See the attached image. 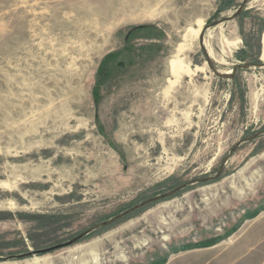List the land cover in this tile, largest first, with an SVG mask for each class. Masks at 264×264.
Wrapping results in <instances>:
<instances>
[{
    "label": "rangeland",
    "instance_id": "obj_1",
    "mask_svg": "<svg viewBox=\"0 0 264 264\" xmlns=\"http://www.w3.org/2000/svg\"><path fill=\"white\" fill-rule=\"evenodd\" d=\"M225 5L0 0V264H224L225 238L254 231L264 1Z\"/></svg>",
    "mask_w": 264,
    "mask_h": 264
},
{
    "label": "crops",
    "instance_id": "obj_2",
    "mask_svg": "<svg viewBox=\"0 0 264 264\" xmlns=\"http://www.w3.org/2000/svg\"><path fill=\"white\" fill-rule=\"evenodd\" d=\"M251 220L245 222L248 223ZM254 222V231L244 232L241 230L225 238L222 261L224 264H264V210L255 216ZM203 249L210 251L214 247ZM182 258L184 257H180V259ZM178 262L177 264H183L182 261Z\"/></svg>",
    "mask_w": 264,
    "mask_h": 264
},
{
    "label": "water",
    "instance_id": "obj_3",
    "mask_svg": "<svg viewBox=\"0 0 264 264\" xmlns=\"http://www.w3.org/2000/svg\"><path fill=\"white\" fill-rule=\"evenodd\" d=\"M210 179H211V178H207V179H203V178L201 179V178H200V179L192 180L190 183H188V184H186V185H181V186L178 187L176 190H177V191H178V190H182V189H184V188H185L186 186H188V185H193V184H195V183H202V182H204L205 180H210ZM172 195H174V192H168L167 194H164V195H160V196H158V197H157V200L163 199V198H165V197H170V196H172ZM152 201H153V200H149V201H146V202H144V203H141V204L137 205L136 207L131 208V209L127 210L126 212L121 213L120 215H118L117 217H115V218H113V219H111V220H109V221H106V222H104V223H100V224H98V225H95V226H93L92 228H90L89 230L83 232L82 234H80V235H78L77 237L71 239L70 241H68V242L65 243V244L57 245V246H55V247H53V248H50V249H48V250L37 251V252H35V253L44 254V253L50 252V251L55 250V249H59V248L65 247V246L73 245L74 243L78 242V241L81 240L84 236L88 235L90 232L94 231L95 229H98V228H102V227H104V226H107V225L113 223L114 221H116V220H118V219L124 217L126 214H129V213H131V212H133V211H135V210H138V209L142 208L143 206H145V205L151 203ZM0 259H1V258H0Z\"/></svg>",
    "mask_w": 264,
    "mask_h": 264
},
{
    "label": "bare ground",
    "instance_id": "obj_4",
    "mask_svg": "<svg viewBox=\"0 0 264 264\" xmlns=\"http://www.w3.org/2000/svg\"><path fill=\"white\" fill-rule=\"evenodd\" d=\"M140 1V0H139ZM254 2L256 1H264V0H253ZM118 11V10H117ZM129 12V11H128ZM102 17V16H101ZM110 17V16H109ZM100 18V17H99ZM121 20V19H120ZM91 25V24H90ZM65 26V25H64ZM98 27V26H96ZM203 27V22L202 21H197V24H196V28L197 29H189L188 32L190 34H193L195 37H198L200 32H201V29ZM99 31L96 29L94 32H91L90 35H89V38L90 40L92 41H102L103 40V37L99 36ZM187 33V32H186ZM261 42H262V54H264V31L261 35ZM208 45V44H207ZM103 48V47H102ZM207 56L208 58L212 59V56L214 54L213 50L211 47L207 46ZM215 59V58H214ZM201 69V67H196L195 70H191L188 66H185L181 63H172L171 66H170V72L172 75H180V74H189L191 71H199ZM201 71V70H200ZM229 74V71L228 73ZM175 77V76H174ZM179 77V76H178ZM10 208V207H9Z\"/></svg>",
    "mask_w": 264,
    "mask_h": 264
},
{
    "label": "trees",
    "instance_id": "obj_5",
    "mask_svg": "<svg viewBox=\"0 0 264 264\" xmlns=\"http://www.w3.org/2000/svg\"><path fill=\"white\" fill-rule=\"evenodd\" d=\"M225 2V6L223 7V9H227L230 7V5L232 4V0H224ZM146 27H137L132 29L130 32L127 33L126 37H125V44L128 43L129 41V37L131 36L132 33H134L137 30H142L145 29ZM116 55L115 53L113 54H108L107 56H105L103 58V60L101 61V64L98 68L97 71V87L98 85L101 84V81L103 80L102 78H106V76L108 75V70H107V65H108V61L112 58H114ZM240 62H243L244 59L242 57H240L239 59ZM95 88L94 93H93V97H94V102L96 103L98 101V88Z\"/></svg>",
    "mask_w": 264,
    "mask_h": 264
},
{
    "label": "flooded vegetation",
    "instance_id": "obj_6",
    "mask_svg": "<svg viewBox=\"0 0 264 264\" xmlns=\"http://www.w3.org/2000/svg\"><path fill=\"white\" fill-rule=\"evenodd\" d=\"M185 189V188H184ZM184 189H182V190H184ZM182 190H176V189H171L169 192H174V194H176L177 192H179V191H182Z\"/></svg>",
    "mask_w": 264,
    "mask_h": 264
}]
</instances>
